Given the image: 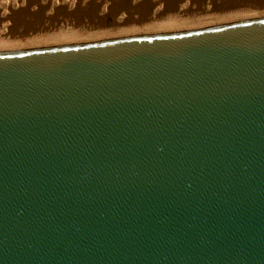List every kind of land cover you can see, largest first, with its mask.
<instances>
[{"label": "water", "instance_id": "water-1", "mask_svg": "<svg viewBox=\"0 0 264 264\" xmlns=\"http://www.w3.org/2000/svg\"><path fill=\"white\" fill-rule=\"evenodd\" d=\"M0 264H264V21L0 55Z\"/></svg>", "mask_w": 264, "mask_h": 264}, {"label": "bare ground", "instance_id": "bare-ground-1", "mask_svg": "<svg viewBox=\"0 0 264 264\" xmlns=\"http://www.w3.org/2000/svg\"><path fill=\"white\" fill-rule=\"evenodd\" d=\"M244 21H264V0H0V54L184 35Z\"/></svg>", "mask_w": 264, "mask_h": 264}, {"label": "rangeland", "instance_id": "rangeland-1", "mask_svg": "<svg viewBox=\"0 0 264 264\" xmlns=\"http://www.w3.org/2000/svg\"><path fill=\"white\" fill-rule=\"evenodd\" d=\"M169 19V18H168ZM168 19H166L165 21H167ZM248 21V20H247ZM247 21H244V22H241V23H247ZM152 22H155L154 20L152 21ZM157 22V21H156ZM143 23V22H142ZM142 23H139L140 25H138V27L140 28V27H142L143 26V24ZM158 23V22H157ZM114 25V24H113ZM116 26H117V24H115ZM114 25V26H115ZM155 27H157V25L155 26ZM199 32H202V31H199ZM187 34H189V33H187ZM10 36H11V34H9ZM14 40V39H13ZM32 51V50H31ZM0 55H4V54H0Z\"/></svg>", "mask_w": 264, "mask_h": 264}]
</instances>
